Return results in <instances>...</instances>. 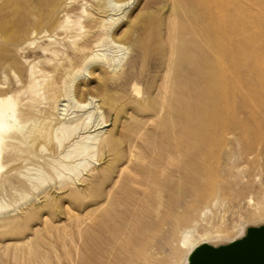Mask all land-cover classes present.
<instances>
[{
	"label": "bare ground",
	"instance_id": "obj_1",
	"mask_svg": "<svg viewBox=\"0 0 264 264\" xmlns=\"http://www.w3.org/2000/svg\"><path fill=\"white\" fill-rule=\"evenodd\" d=\"M195 1L212 25L215 63L229 60L235 71L243 57L258 72L255 45L264 43L257 32L264 0ZM128 4L61 0L53 20L45 22L37 2L29 0V24L9 39L0 37V48L10 49L16 58L12 65H0V245L12 264H62L63 257L71 264L96 263L97 254L90 257L96 247L122 241L118 207L128 198L135 199L141 211L138 218H149L154 223L149 227L154 225L151 229L162 237L155 242L161 249H141L142 253L163 255L164 264H189L202 246L217 247L221 241L229 244L245 236V219L233 223L225 219L227 197L234 193L250 218L264 212V193L261 201H253L241 167L242 162H251L264 173V101L241 96L253 125L240 120L230 125L221 162L213 172L209 159L215 147L204 139L203 127L192 133L186 127L185 96L172 87L173 48L163 62L160 84L150 91L141 88L136 70L146 52L143 41L120 43L132 34L135 20L117 29L128 15L124 8ZM173 17L171 7L165 25L168 40L174 36ZM240 46L246 54L240 53ZM108 49L125 53L109 56ZM152 101L150 113L147 104ZM194 137L197 141L191 140ZM213 176L222 188L210 197L206 194L215 187ZM14 190L50 191L11 215ZM98 190H104L102 203L83 215L63 207L73 233L66 236L70 230L65 234V229L61 246L65 250L73 235L69 241L74 255L52 257L42 246L44 252L28 246L25 251L24 246L20 248L24 254L14 255L18 242H9L7 236L15 224L51 202L63 204L72 195L97 197ZM42 221L48 225L45 213Z\"/></svg>",
	"mask_w": 264,
	"mask_h": 264
},
{
	"label": "rangeland",
	"instance_id": "obj_2",
	"mask_svg": "<svg viewBox=\"0 0 264 264\" xmlns=\"http://www.w3.org/2000/svg\"><path fill=\"white\" fill-rule=\"evenodd\" d=\"M28 1L0 0V37L9 39L29 24L26 16ZM60 1L31 0V2H37L38 14L45 22L53 20L54 14L52 12ZM119 1L128 2L129 4L124 7L127 9L128 15L117 29H120L130 19L133 18L135 20V23L133 25L131 24L132 34L130 37L123 39V42H120L122 39H119V42L130 43L133 39L138 38L143 41L145 46L146 52L140 60V63H138L136 70L138 79L140 80L138 81L144 91H147L148 88V91H150L160 84L164 74L163 62L168 51L173 48L175 56L170 76L173 90L175 93H182L185 96L186 117L188 118H186L185 122L186 127L189 128L191 133L196 132L200 128H204L207 132L204 139L208 141V144L211 143V147H215L213 150L214 153L209 159L211 165L213 164L212 170L214 169L213 172H215L222 159V148L230 133V125L237 120L242 121L245 125H253V118L248 114L250 113V108L245 106V104L242 105L243 99L241 96H243L244 100L249 95V98H254V102L258 101L261 103L264 101V43H257L255 45L258 62V64L256 63V67L259 69L258 72L254 71V67L250 68L252 67L250 62L244 60L243 57L238 61L240 62L239 67L235 71H231L232 67L229 60H225L222 65L215 63L216 59L211 54L213 51L211 50L210 43L213 34L212 25L208 21L209 19L204 8L195 0H173L174 2L172 0ZM170 6L173 8V18L176 20V23L174 20L175 27H173L174 31L172 34V36L174 35L172 37L174 40H168L166 38L167 26L165 25L167 23V11L171 8ZM6 14L7 17L5 16ZM1 15L5 17L2 18ZM50 16L52 17L51 19H49ZM257 26V32L263 37L264 14L261 16ZM10 51V49L0 48V65L6 64L9 66L15 62L16 58L14 53ZM246 52L247 49L240 46V53L244 55ZM112 53L123 56L125 52L117 51V49H108L106 51V54L109 56H114ZM251 63L254 64V62ZM10 76H7V82L11 81ZM147 106H149L148 112L153 113L155 107L153 101L148 102ZM240 106L245 107V109ZM163 119V117L160 118V121H163ZM191 140L197 141V137ZM241 167H244V176L246 181L249 182V195L253 197L255 203L261 201L264 193V173H261L263 170H259L251 162H242ZM215 180L216 178L213 176L211 185H215L213 188L214 191L211 190V192L208 190L207 196L211 197L218 190H221L222 183ZM49 191L14 190L11 194V215H16L22 208L30 207L42 198L44 193ZM103 192L104 190H98V198L89 195H82L80 197L72 195L63 204L60 202H51L42 212L34 213L25 221L15 224L7 238L13 244H17L18 242V246L22 245L23 242V246H16L15 250L17 252L13 249L16 254L12 250L11 255L24 254V250H21L24 246L25 251L27 249L29 250V247H31L30 249L38 248L37 250L40 252L46 251L45 253H48L52 257L56 254L63 257L65 256L64 253L69 256L74 255V246L69 241L73 235H71L72 237H68L65 250L61 246V239H64L63 235L66 232L65 229L67 230L65 234L70 230V233L66 236L73 233L71 230L72 223L63 213V207L68 206L72 212L83 215L86 211L102 203L104 199ZM24 193H27L28 197L22 199V194ZM234 197L235 193L229 196V198L227 197V204L224 208V212L227 210L225 219L228 222L231 220L230 222L233 223L237 220L245 219L244 221L248 228L264 224V212L261 214L262 216L260 215L261 217L250 218L248 216V208L238 198ZM261 203L263 206L264 201L262 200ZM118 210L122 213L123 217L122 221L119 222L120 225L124 226L122 229V241L118 243L102 242L101 245L95 248L93 253H90L91 258H94L95 253L98 256V258H95L96 263L93 264H148V261H151L153 264H164L163 255L158 256L153 253V256L145 252L144 254L142 253L141 249H150L151 247L157 251L161 249L162 247H157V243L155 242H160L162 240L160 238L162 237L155 230H152L155 227L154 225V227L152 225L149 227L153 223L150 222L151 220L149 218L142 216L138 218L137 215H141V211L139 212V207L135 199H126L125 203L118 207ZM44 213L48 218L47 226L42 221V215ZM256 222L258 224H255ZM34 229H37V231H34ZM148 230L150 231L148 232ZM197 230L199 232L203 231L202 227H197ZM62 231L63 233H61ZM154 231L157 236L154 235ZM152 240L154 241L153 243L151 242ZM226 243L227 241H221L217 245H226ZM153 244H155V247ZM27 246L28 248L26 249ZM41 246L44 248V251L43 249L41 250ZM1 247L2 245H0V264H12L13 262L11 260L7 261L8 258H4ZM61 260L63 262L62 264H71L64 257Z\"/></svg>",
	"mask_w": 264,
	"mask_h": 264
},
{
	"label": "water",
	"instance_id": "obj_3",
	"mask_svg": "<svg viewBox=\"0 0 264 264\" xmlns=\"http://www.w3.org/2000/svg\"><path fill=\"white\" fill-rule=\"evenodd\" d=\"M189 264H264V226L248 228L238 241L202 246Z\"/></svg>",
	"mask_w": 264,
	"mask_h": 264
}]
</instances>
